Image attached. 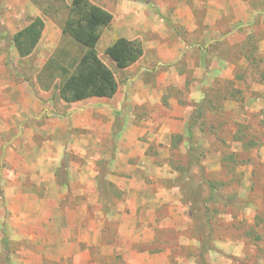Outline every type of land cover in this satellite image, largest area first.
<instances>
[{"label":"rangeland","instance_id":"374dc122","mask_svg":"<svg viewBox=\"0 0 264 264\" xmlns=\"http://www.w3.org/2000/svg\"><path fill=\"white\" fill-rule=\"evenodd\" d=\"M72 1L0 0V264H264V18L232 23L264 0H89L113 14L95 49L118 90L66 102L88 53L63 33ZM120 37L144 49L126 69Z\"/></svg>","mask_w":264,"mask_h":264},{"label":"trees","instance_id":"16d2710c","mask_svg":"<svg viewBox=\"0 0 264 264\" xmlns=\"http://www.w3.org/2000/svg\"><path fill=\"white\" fill-rule=\"evenodd\" d=\"M112 21L113 14L107 9L89 0L72 1L63 33L86 46L88 53L81 58L74 71L69 68L61 70L60 94L64 101L76 102L90 97L112 98L117 93L118 84L114 75L100 60L95 49L101 29L108 27ZM44 29L45 20L38 16L13 36V44L21 57L34 52ZM106 54L117 67L126 69L143 56L144 49L140 41L120 37L106 49ZM189 135L192 140L191 130Z\"/></svg>","mask_w":264,"mask_h":264},{"label":"crops","instance_id":"0c3cea01","mask_svg":"<svg viewBox=\"0 0 264 264\" xmlns=\"http://www.w3.org/2000/svg\"><path fill=\"white\" fill-rule=\"evenodd\" d=\"M264 5V4H263ZM209 15V20L210 22H215L216 19H217V16L218 14L214 11H210L208 13ZM229 14H227V12H224L222 14H220V20H222V18H227ZM243 17H246V19L248 18H253L254 17V21L257 19V20H262L264 18V13H259V10H253V8L249 5L246 4V6L244 8H240L238 10H236L235 14L233 15V22L232 23H237V22H240L241 20H243ZM249 24H252L249 23ZM246 25V24H245ZM212 26V25H211ZM242 26V25H241ZM212 28V27H211ZM228 28V23L226 21H224L223 25L220 27V31L222 30H225ZM260 92L259 93H255L253 94V96L251 95V99L249 101L252 100V105H255L254 107L251 108V110H256V111H260V110H263L264 109V87L262 90H259ZM245 94V93H244ZM114 98V97H112ZM112 98H109V99H112ZM247 100V101H246ZM245 101L248 102V99H246ZM249 106V105H248ZM249 107L245 108L246 110L248 109ZM156 137V136H155ZM157 138H153V140L155 141ZM161 140L159 141H156L157 143H160ZM264 150V149H263ZM159 154L157 153V156L159 157V159L162 160L163 156H164V148L162 146H159V150H158ZM145 154V152H144ZM144 154H141V153H138L136 155H144ZM133 155V157H135V154H131ZM160 174H159V177L162 181L163 177H164V172H163V163L160 167ZM139 182V181H138ZM161 193L163 194V188H161Z\"/></svg>","mask_w":264,"mask_h":264}]
</instances>
